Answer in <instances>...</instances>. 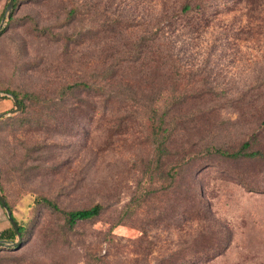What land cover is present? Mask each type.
I'll list each match as a JSON object with an SVG mask.
<instances>
[{
  "label": "rangeland",
  "instance_id": "obj_1",
  "mask_svg": "<svg viewBox=\"0 0 264 264\" xmlns=\"http://www.w3.org/2000/svg\"><path fill=\"white\" fill-rule=\"evenodd\" d=\"M7 2L0 114L26 108L0 117V194L24 232L0 264H264V155L211 152L264 153V0ZM151 91L181 100L161 156ZM37 197L102 209L70 227Z\"/></svg>",
  "mask_w": 264,
  "mask_h": 264
},
{
  "label": "trees",
  "instance_id": "obj_2",
  "mask_svg": "<svg viewBox=\"0 0 264 264\" xmlns=\"http://www.w3.org/2000/svg\"><path fill=\"white\" fill-rule=\"evenodd\" d=\"M14 2H15V0H14ZM195 2H196V0H195ZM195 6L199 7V3L196 2ZM189 7H191L190 4L189 5H188V3L183 4L182 7L180 8L179 13L181 14V13L187 11L189 9ZM180 14H179V16H180ZM0 33H1V29H0ZM143 41H145L144 37H138L137 41L135 42V54L139 50L138 45H141L143 43ZM136 58H135V60H136ZM79 86L90 87V85L85 81H75L73 83L66 85V90H74L75 88H78ZM11 93L16 96V99L18 100V103L21 106V110H23L24 107L26 108L24 103H22V100L18 99L17 93L13 92V91H11ZM33 94L27 93L25 95L27 96V98L30 99ZM170 100H171V102L168 101L167 104L165 105V107H163L164 101L162 102V99H160L159 96H156L155 92H153V91H151V94H150L149 98L147 99V101H149V103H150V113H151V115L148 117V125L152 129V135H153L155 142H156V150H157L156 155H158V156H161L160 154H162V151L165 149L164 140L162 138H160V136H161L160 133L167 128V126H168V124H170V122L172 123V121H173V116L170 115V109H174V110L176 109L174 107L170 108V106L172 104H174V105L180 104V102H181V100H179V99H177L176 102L172 98ZM211 152L220 154L221 156H224V157L237 158V159H239V158L254 159V158L262 157L264 155V153H262L263 152L262 150L253 149L252 148V142H250L249 140L242 142V144L239 146V148L235 151H228L227 149L225 150L222 148L220 149V147H212ZM230 161H235V162H238L241 164L245 163V164H249V165H252V164L258 165V164H260V162L262 160H230ZM250 177L251 176H246L245 179H248ZM2 198L4 199V196ZM36 201L45 203L46 206L48 205L52 210L60 213V215L63 216L65 222L70 227L75 225L78 221H86V220H90L92 218H95L96 216H98L100 214L101 209H102L100 204H94V205L87 207V208L65 210V209L59 208V206L54 201H52L46 197H37ZM5 203L8 205V203L6 201H5ZM8 208L10 210L9 205H8ZM10 216H12V214ZM12 218L16 222L18 229L21 233V237H22V234L24 232V227L20 223H18L13 216H12ZM14 236H16V233L12 228V229H10L9 235L7 237L14 238Z\"/></svg>",
  "mask_w": 264,
  "mask_h": 264
},
{
  "label": "water",
  "instance_id": "obj_3",
  "mask_svg": "<svg viewBox=\"0 0 264 264\" xmlns=\"http://www.w3.org/2000/svg\"><path fill=\"white\" fill-rule=\"evenodd\" d=\"M13 7H14V0H8L7 5H6L7 17L10 16V12H11V9H12ZM2 24H3V22L1 21V22H0V29L2 28ZM6 94H7L8 96H10V98L13 100L14 105H15V108L12 109V110H10L8 113H9V114H14V113L20 111V110H21V106H20V104L18 103V100L16 99V96L13 95L12 93H6ZM0 96H1V93H0ZM8 113H1V114H0V117H3V116H9ZM0 204H1L2 207L5 209V211H6V213H7L6 216H8L9 221H10V224H11L13 230L15 231V233H16V238H17L16 241H13V242H10V243H5V242H3V241H0V245H4V246H7V247H9V246H10V247H16V246H18V244H20L21 241H22L21 233H20V231H19V229H18V226H17L16 222L14 221V219L12 218V216H10V215H11V211L9 210L8 205L5 203V201H4V199L2 198L1 194H0Z\"/></svg>",
  "mask_w": 264,
  "mask_h": 264
}]
</instances>
